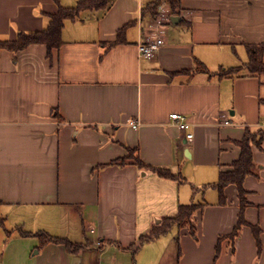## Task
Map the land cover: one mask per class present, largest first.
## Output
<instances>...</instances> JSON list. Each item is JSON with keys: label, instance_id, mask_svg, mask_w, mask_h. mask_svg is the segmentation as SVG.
<instances>
[{"label": "crops", "instance_id": "crops-1", "mask_svg": "<svg viewBox=\"0 0 264 264\" xmlns=\"http://www.w3.org/2000/svg\"><path fill=\"white\" fill-rule=\"evenodd\" d=\"M77 1L0 0V39L41 30ZM155 36L160 47L140 56ZM61 39L49 57L44 44L0 50V264H264V139L252 145L259 176L243 180L259 248L243 225L215 257L239 201L233 184L224 204L203 188L239 157L245 128L264 127V76L221 74L264 44V0H112L65 20ZM196 201L207 203L193 213L196 238L172 226L141 242ZM41 232L60 240L41 243Z\"/></svg>", "mask_w": 264, "mask_h": 264}, {"label": "trees", "instance_id": "trees-1", "mask_svg": "<svg viewBox=\"0 0 264 264\" xmlns=\"http://www.w3.org/2000/svg\"><path fill=\"white\" fill-rule=\"evenodd\" d=\"M112 0H78L74 6L63 7L58 6L55 13L48 14V23L45 28L38 31L31 32H18L15 39H0V50L5 49L11 52H17L30 44H44L46 46L47 56H51L53 50L59 49L63 43L61 39V30L65 20H77L80 19L82 12L91 11H105L111 5ZM119 35V34H118ZM119 38V37H118ZM119 42V39L109 43V46L115 45ZM246 50V61L240 67L228 68L222 70L221 74L238 72L240 69H244L247 75L252 76H264V44H248L245 46ZM197 67L205 70L201 62H197ZM184 74H189V70H184ZM260 103H264L260 100ZM264 139V127H260L255 131H251L249 128H245L244 136L242 140L238 141L237 144L240 148L239 157L233 160L229 165L228 169L220 170L218 178L215 182L206 184L203 188L216 189L218 192V203L224 204L226 202L225 195L223 193L224 188L233 184L237 190V197L239 201V211L237 215V221L232 231L225 235L220 236L215 246V257L219 252L220 239L227 237L230 241H233L238 234V230L243 226L247 225L256 240L258 248L260 247V233L261 229L256 224H250L244 219V209L249 205L246 199V190L243 187V180L248 175L259 176V169L253 161L252 157V145L257 147L260 146L261 141ZM131 151L128 156L112 160L109 164L118 163L122 165L127 159L131 158ZM133 163L140 169H150L154 171L158 176L168 179H178V176L171 173L166 168H158L148 166L143 163L138 157L132 160ZM180 180H184L183 177H179ZM207 203L203 201L189 202L187 204H179L177 212L174 217L166 218L162 224L157 225L153 232L142 239L141 242L155 238L159 235L166 234L169 232L172 226L177 228L188 227L190 234L193 238H196L195 230L193 228V213L202 209ZM41 243L48 241H59L60 238L52 237L44 232L39 234ZM68 247H72L73 244L66 243Z\"/></svg>", "mask_w": 264, "mask_h": 264}, {"label": "built area", "instance_id": "built-area-1", "mask_svg": "<svg viewBox=\"0 0 264 264\" xmlns=\"http://www.w3.org/2000/svg\"><path fill=\"white\" fill-rule=\"evenodd\" d=\"M162 37L155 36L153 39L147 38L143 43L138 45V54L143 57H151L156 50L162 44ZM170 119L172 123L176 124L180 129L186 132L185 137L190 140L193 137V132L190 130V123L186 120V117L179 113H171ZM132 126L136 123L131 122Z\"/></svg>", "mask_w": 264, "mask_h": 264}, {"label": "water", "instance_id": "water-1", "mask_svg": "<svg viewBox=\"0 0 264 264\" xmlns=\"http://www.w3.org/2000/svg\"><path fill=\"white\" fill-rule=\"evenodd\" d=\"M177 17L176 16H172L171 20L173 21L174 19H176Z\"/></svg>", "mask_w": 264, "mask_h": 264}]
</instances>
